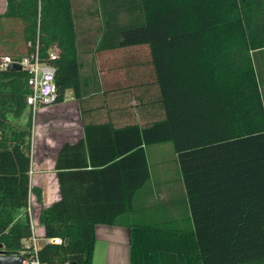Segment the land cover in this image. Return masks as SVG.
<instances>
[{
	"label": "trees",
	"instance_id": "trees-1",
	"mask_svg": "<svg viewBox=\"0 0 264 264\" xmlns=\"http://www.w3.org/2000/svg\"><path fill=\"white\" fill-rule=\"evenodd\" d=\"M98 1L101 32L84 47L73 0H6L0 14L21 25L25 50L13 59L37 53L56 67L53 104L71 90L84 121H139L113 128L125 143L104 156L102 125L84 123V138L60 148L61 197L39 219L62 243L47 244L41 260L91 264L94 226L105 223L130 228V264H264V0ZM136 46L147 48V68L100 92L94 54ZM27 78L0 69V249L8 255L30 235L31 121L17 122L29 112ZM165 145L175 162L161 156ZM172 165L183 187L171 201L176 212L139 215L135 198L157 168ZM111 170L117 187L102 189ZM31 190L42 201L41 187Z\"/></svg>",
	"mask_w": 264,
	"mask_h": 264
},
{
	"label": "crops",
	"instance_id": "crops-1",
	"mask_svg": "<svg viewBox=\"0 0 264 264\" xmlns=\"http://www.w3.org/2000/svg\"><path fill=\"white\" fill-rule=\"evenodd\" d=\"M118 70L120 71V69H113L116 75L111 77L107 76V72L102 71V68L98 66L97 76L100 92H102V89H114L118 86L126 85L139 75L138 72H116ZM69 94L72 95L71 90H68L67 96ZM72 98L75 102L76 99L73 96ZM66 104L67 101L64 100V102L55 104V106L61 107ZM99 106H101L99 113L103 115L102 101H100ZM77 112L78 117H62L56 120L50 119L42 122L40 124L41 128H38V131L41 132L38 142L43 144L44 152L42 156L40 155L39 159H36L35 178L38 182L37 186L42 189V202L46 206H49L61 197L56 170L54 168L58 151L65 143L73 144L81 138H84V123L102 125V129H99L101 130L99 131V136L102 137V156H104L109 152L107 150L108 148L112 152H115L117 149L122 148V144L125 143L123 135L114 134L113 128L139 122L138 119L108 118L105 116L84 121L80 117L79 106ZM159 154H161L160 151L158 152ZM153 156L155 155L153 154ZM171 161L172 163L176 161L173 153L171 154ZM45 164L48 170L42 171L41 168ZM102 174V189L117 187L115 185V178L119 176V172L117 173L115 170H111ZM179 194L180 196L183 194V187L179 180L178 166H161L157 168L155 176L154 174L152 175L151 183L146 188V191L140 193L135 198L134 207L140 208L139 215L143 214L144 217L147 216L157 219L166 212V214L172 210L176 212L175 206H173L171 201ZM128 215H136V211ZM122 217L126 220L125 216ZM94 236L95 243L91 264H130V228L128 226L123 224L98 223L94 226Z\"/></svg>",
	"mask_w": 264,
	"mask_h": 264
},
{
	"label": "rangeland",
	"instance_id": "rangeland-1",
	"mask_svg": "<svg viewBox=\"0 0 264 264\" xmlns=\"http://www.w3.org/2000/svg\"><path fill=\"white\" fill-rule=\"evenodd\" d=\"M73 3L75 12H77L76 25L78 27L79 45L84 47L86 43L91 44L92 41L95 42L96 39L99 38V34L101 32V24L103 19L99 1L73 0ZM4 8L5 0H0V14L4 11ZM128 16L129 15L126 13H122L120 18L127 21L129 18ZM87 25L91 27L88 31H86V27H88ZM20 31L21 25L18 21L7 20L6 18L0 17V55H9L14 57L24 53V43L21 39ZM15 47L17 48L18 52H13ZM94 57L95 67L98 68L99 66V68H102V71L107 72V76L113 77L116 75L113 69H120V71L118 70L116 72L139 71L146 69L148 50L145 46H136L118 49L109 53L98 54L96 52ZM82 58H84V56H82ZM72 96L73 95L71 94L67 96L65 100L67 101V104L64 106L59 107L52 103L47 107L46 111L36 115L35 117H32L29 111L23 117L18 119L17 122L25 125L27 120L30 119L31 130L33 131L37 123L41 124L44 121H48L50 119L56 120L62 117H78V102H74V100H72ZM164 150L166 153L163 152L161 155L164 157L165 154H171V152H173L170 145H165ZM43 152V144L37 141V143L33 146V141L31 139L30 155L32 161L36 163V159H39ZM41 170H48L47 165L45 164Z\"/></svg>",
	"mask_w": 264,
	"mask_h": 264
},
{
	"label": "built area",
	"instance_id": "built-area-1",
	"mask_svg": "<svg viewBox=\"0 0 264 264\" xmlns=\"http://www.w3.org/2000/svg\"><path fill=\"white\" fill-rule=\"evenodd\" d=\"M49 61H54L58 56V50L54 46L48 51ZM11 63H17L21 66V70L28 73L27 84L32 93L26 97V103L32 117L47 110V107L54 103L57 96V87L55 84L56 67L51 62L41 61L38 54L23 56L19 59H13L9 55H0V69H7ZM67 98V94H66ZM65 98V100H66ZM40 123L35 125L31 130V139L33 146L39 140L41 132ZM36 167L35 162L31 161L29 171L30 185L29 195L24 214L28 219L30 235L21 241V250L16 256L23 258L22 264H49L47 261L41 260L39 253L47 244H61L62 238L59 236H47L45 227L40 222V211L46 205L39 201L36 194L31 190L37 186L38 182L35 178Z\"/></svg>",
	"mask_w": 264,
	"mask_h": 264
},
{
	"label": "water",
	"instance_id": "water-1",
	"mask_svg": "<svg viewBox=\"0 0 264 264\" xmlns=\"http://www.w3.org/2000/svg\"><path fill=\"white\" fill-rule=\"evenodd\" d=\"M7 69H21V66L17 63H11L8 65ZM1 247V246H0ZM23 258L16 255H8L1 248L0 249V264H22Z\"/></svg>",
	"mask_w": 264,
	"mask_h": 264
}]
</instances>
